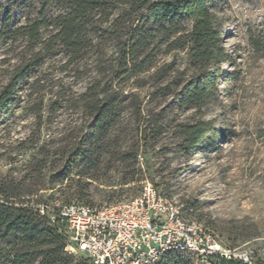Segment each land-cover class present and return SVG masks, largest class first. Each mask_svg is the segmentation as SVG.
Here are the masks:
<instances>
[{"label":"rangeland","instance_id":"374dc122","mask_svg":"<svg viewBox=\"0 0 264 264\" xmlns=\"http://www.w3.org/2000/svg\"><path fill=\"white\" fill-rule=\"evenodd\" d=\"M62 12L54 1L0 0V91L38 48L20 27ZM218 15L227 56L215 66L214 97L199 108L178 101L191 74L186 50L156 47L152 64L137 73L122 70L119 40L103 39L77 63L59 51L45 56L0 116L1 187L59 208L124 201L149 181L185 219L264 264V0H223ZM49 29L40 28L42 38ZM95 81L94 94L83 96ZM112 97L116 120L93 143L95 110ZM198 121L219 135L186 154L177 126ZM50 245L67 264H92L66 242ZM0 248L25 249L14 237ZM40 251L33 264L43 259Z\"/></svg>","mask_w":264,"mask_h":264},{"label":"trees","instance_id":"16d2710c","mask_svg":"<svg viewBox=\"0 0 264 264\" xmlns=\"http://www.w3.org/2000/svg\"><path fill=\"white\" fill-rule=\"evenodd\" d=\"M52 1L63 10L62 13L20 27L25 29L29 42L38 48L25 63L15 67L0 91V116L9 113L19 84L34 73L45 56L59 51L67 58L66 63H77L103 39L119 40L122 70L128 68L131 73L144 71L152 64L156 47L164 46L165 52L186 50L191 74L178 91L179 105L199 108L214 97L218 73L215 66L224 62L227 56L218 15L223 0H46V4ZM181 17L190 21L189 27L181 23ZM42 26L50 27L45 38L40 32ZM122 36L126 37L123 41ZM98 86L99 81L91 83L83 96L94 94ZM115 104L112 97L95 110L93 141L97 140V134L115 122L118 114ZM177 132L178 146L186 154L205 140L215 141L219 135L206 121L178 125ZM0 196V240L8 242L14 237L25 248L13 253L0 248V262L33 264L36 250L40 249L45 255L36 264H67L57 253L59 248L50 247L55 240L65 243L58 208L48 207L40 214L39 202L34 203L31 199L33 195L14 198L1 185ZM155 264L195 263L192 254L170 250Z\"/></svg>","mask_w":264,"mask_h":264},{"label":"built area","instance_id":"2783aa9c","mask_svg":"<svg viewBox=\"0 0 264 264\" xmlns=\"http://www.w3.org/2000/svg\"><path fill=\"white\" fill-rule=\"evenodd\" d=\"M48 207L37 205L40 214ZM58 217L65 249L92 264H155L170 250L192 254L195 264H253L249 250L224 246L213 232L185 219L149 181L139 194L117 203H63Z\"/></svg>","mask_w":264,"mask_h":264}]
</instances>
